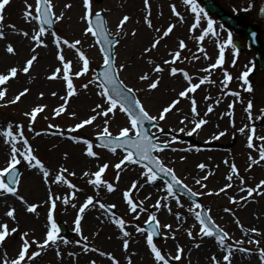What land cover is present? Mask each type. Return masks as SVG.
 Returning <instances> with one entry per match:
<instances>
[{
	"label": "rangeland",
	"instance_id": "obj_1",
	"mask_svg": "<svg viewBox=\"0 0 264 264\" xmlns=\"http://www.w3.org/2000/svg\"><path fill=\"white\" fill-rule=\"evenodd\" d=\"M51 3L55 14L58 16L63 13V18L55 20L56 25L54 30L47 29L46 33L41 37L44 44L40 46H37L36 42L31 40L29 36L25 37L22 34L25 32V29H32V32L29 31L31 35L34 30H38L39 28V23L36 20L25 19L26 4L33 6V15H35L36 0H9V4L5 6L3 11L4 19L0 30L5 35L4 38H0V73L6 74L10 67L17 66L18 64L22 69L26 60L33 54L36 55L37 59L33 62L29 73L25 74L18 70L16 77L10 78L5 85H0V90L7 89L5 97L0 100V137H4L3 132L7 130L9 124L13 126L12 130L14 133L18 131L17 125H23L24 136L31 144L33 154L41 160L51 174H58L61 167L67 168L68 172L64 173V175L72 184L76 185V189L68 187L63 182L59 184L53 182V186L58 188L48 191L49 188L44 177L30 176L31 167H29L27 162L21 160L19 163L22 170L21 181L17 187L16 195L4 192L3 194L13 197L16 204L17 202L24 204L26 209L29 204H36V211L31 212V215L39 213L42 216H46L44 217L46 228L50 226L47 215L51 199H55L54 213L52 209L50 210L52 216L56 222L60 219L65 220L69 229L72 230V235L65 237L60 234L56 244H50L49 248L45 247L42 250L37 249L36 244L32 243V241L42 243L45 231L39 233L32 227L28 231L26 227L27 223H25L24 217L21 216V223L19 222L16 226L9 225V230L12 227H16L18 231L10 233L0 245V249L7 247L12 240H15L18 245L16 253H18L22 239L26 238L31 244L29 254L32 251H41L43 254L41 259L44 260L45 264H82V261L85 264H91L92 261H95L96 264H113V259L107 255L108 253H111V256L115 258L118 264H127L128 251L122 250L124 249L123 241L117 240L110 243L112 239L109 241L108 238L104 237L103 233L92 236L88 233L89 231L87 232L85 227V225H90V223L83 219L84 213H75L73 210L71 215H66L67 209L70 208V205H68L70 202L82 205L87 196H93L92 204L94 203L99 209H102L99 207V203H111L117 206L119 215L127 222L125 231L130 234V237L133 236L135 239L136 236L140 237L141 240L144 239V233L137 232L136 226L139 225L142 228V221L147 219L145 216H149L155 212L157 219L162 224L172 223L171 225L174 227L164 228V225L162 226L163 235L165 236L160 242L161 247H169L166 238H170L171 236L181 239V242L183 241L182 239H186V248H191L193 255L194 251L201 250L200 248L204 244H208V246L209 244H213L212 239H204L201 236L194 237L196 232L199 233L200 225L196 222L194 216V212L199 210L194 209L192 206L186 207L183 210L177 206L173 212L171 209L170 213H174L176 216L179 214V219L187 217L186 221L184 219L186 224L182 225L179 229H177V226L175 227L176 222L175 219H172L173 215L168 219H164L156 212L153 204L159 199L157 197L158 193L167 194L162 190L163 187L166 189L163 179H157L154 184L146 183L145 178L141 176L143 167L128 164L127 162L122 164L120 169H116L114 165L124 155V152L121 151V153L117 151L116 154L110 151L104 152V150L98 149L93 144V150L98 153V158L89 157L86 155V152L84 153L86 145L82 142L83 139H88L94 143L95 134L103 131L104 119H108V128L113 134H118L121 128L128 126L129 119L119 110L118 106L113 113H109L108 117L97 116V119L91 124L84 125L76 131H70L77 123L94 115L93 109L96 108L97 104L102 105L104 108L108 106L105 98L99 95L100 89L97 85L100 82L95 73V68L103 63V56L99 49H97L91 34L85 35L87 24L82 19L85 12L83 1L51 0ZM91 4L93 12L101 11L105 13L110 31L119 36L120 41L115 50L116 64L117 67L120 64L126 65L124 70L120 71L119 74L124 82L137 92L150 114L159 119L160 112L164 106H167L173 100L179 101L168 113L164 114L165 118L163 120L159 119L160 126L173 130L178 135H184L191 132L192 125L194 124L193 121L201 118L207 121L200 129L192 132L193 137L204 143L198 149H192L190 145L178 141L173 136H169L163 137V140L169 142L171 148L159 151L158 154L170 168L181 176L184 182L196 191L203 193L202 206L209 209L215 221L220 222L223 228L229 231V241H231L229 245H236L237 241H243L242 244H239L240 253L249 255H252L251 252L260 253V248H264V186H261L259 192H254L251 196H248L246 191L242 192L240 189L255 187L259 181L264 180V161H259V148L261 145H264V140L259 139L260 137H264V125L259 124L264 119V112L261 111V109H264V79L258 77L253 82H249L252 87L251 92L246 91L241 86L243 83L241 80H239V83L236 82L233 85L229 82L227 87H225L221 83L224 78H222L223 75H218V77L213 79L209 74H206L207 72L203 71L204 66L206 68V66L213 64L215 58L210 57V60L206 61L207 63L205 62L195 71L199 75L196 77L192 76V83H195V81L199 82L205 76L209 80V82H205L196 89L195 92L189 93L190 97L195 98L197 112L199 113V116L192 117L190 99L178 96L180 91L188 87V82L184 78H165L161 75V72L156 73L153 70L156 64L160 66L161 64L165 65L163 62H157L158 48L165 43L160 41L156 48L151 49V45L156 39L153 30L157 32L158 28L146 27L148 17L145 14L146 6L144 0H103L101 3L91 0ZM65 5L70 6L65 7ZM187 9L185 5L181 11H187ZM125 15L129 19L124 23L122 28H118L117 25ZM153 22H156V20H153ZM12 25L15 27H10ZM53 32L62 39H67L70 44L76 40L80 41V44L76 47L84 51L91 61V68L87 73L79 77L74 75L81 68L78 54L74 48L68 45L62 43L56 45L55 38L52 35ZM133 32H135V35H133ZM199 32L202 33L203 29H199ZM158 33L162 34L163 30L158 31ZM192 34L193 31H190V26L180 21L179 26L174 31L173 39L178 40L179 37L180 39H186L190 46L186 49L189 50L187 52L191 53L193 57H200L203 51L196 54V47H193L192 43L196 40H192ZM9 43L14 46V53H7L6 46ZM175 45L174 48L179 47L177 43ZM146 48L151 50L145 52ZM186 50H183V52ZM58 54H63L66 61H72L69 75L72 81L75 82H73L75 93L71 97H67V84L63 79L61 63L56 64L54 61ZM158 55L162 56L163 53L159 52ZM197 61H199V58H192L190 67H195ZM184 64L187 66L188 61L185 60ZM58 67H61V74L57 78L50 79L49 77ZM215 69H211L212 71L208 73L213 75ZM144 74H148L149 79L140 80L139 77ZM158 77L160 82L157 88L149 89L148 84ZM59 82L62 83L63 87L65 86L64 89L59 85ZM86 84L88 85L87 88L83 87ZM24 88H28L29 92L16 103H9ZM229 91L239 92L240 95L239 97H233ZM40 93H43V96ZM52 93H56V95H52ZM62 97L67 98L66 103ZM248 100H251L253 103L251 119H249L248 112L246 111ZM217 101L219 102L217 103ZM61 104H65V111L58 116L54 115V110ZM230 104L234 106L229 108ZM37 105H45L46 107L42 112L37 114L35 121L32 123L31 128H29L30 117L26 116L25 113L30 112ZM241 105L244 106L243 110L240 112L236 111V108L242 107ZM209 106L213 109L211 112L207 111ZM96 111L99 112L101 109H96ZM71 113H75V116L71 115ZM185 116L188 117L187 120L184 119ZM251 120H254L255 123L250 122ZM251 124L256 127H251ZM50 125L58 135L51 132L52 127H49ZM242 127L245 128V132L243 133L239 131ZM181 128L184 129L183 132L180 131ZM253 129L255 130L254 132L252 131ZM220 132H224V135H219ZM250 134L253 135V147L251 148L248 147L247 142V137ZM72 136L79 137L80 142L73 141L71 139ZM232 136L236 138V144H233V149L231 150L222 146ZM7 145V149L3 150L4 155L0 153V169L7 166V161L10 158L11 145ZM16 146L22 149V144L19 141H17ZM77 155L83 157L81 159L74 158ZM253 160H257L259 163H253ZM104 163H107L109 167L106 174L102 176V179L108 180L114 186V191L110 193L104 186L97 188L88 182L90 179H94L91 173ZM201 163L206 165L204 169L197 167ZM233 163L237 166L239 175L231 172V165ZM73 172L75 175H70ZM117 172H119L120 177L118 181L116 179ZM85 173L89 175H85ZM229 175L233 176L231 181L227 180V176ZM205 176H207V179H204ZM241 178H243V183H241ZM198 179L201 181L200 184L196 183ZM133 181L137 182V187L132 189L130 195L136 201H144L143 205L145 206L143 207L147 210L141 211L138 208L142 212L139 214L138 212L132 213L130 210L129 213L125 211V208H129L123 199V192L130 188ZM229 183L232 187L226 188L224 192H219V189L224 188ZM42 185L46 188H43L41 191L39 187H42ZM64 185L66 186L63 189ZM146 185H157L161 189L155 194L147 196L148 192H144L143 189ZM201 185H206V187H202ZM62 190L63 192H61ZM65 196L69 197V203L67 204L64 203ZM20 197H23V200ZM57 197L59 198L57 199ZM233 197L236 199V203L232 202ZM241 197L247 198L242 200ZM151 206L154 210L149 208ZM9 208V206L2 208L0 218L6 215ZM190 209H193V211H190ZM225 209H230V211H225ZM9 210H12V206ZM157 211H160V209H157ZM16 212L15 215L18 216L19 211L17 210ZM78 215L81 216L80 233L75 231V219ZM137 215L138 219L136 218ZM107 216L110 223L116 218L109 212ZM178 221L181 222L180 220ZM253 227L258 230L259 234L249 232V229ZM188 230L192 231V237L187 235ZM104 231L107 230L104 229ZM24 233L28 234L27 237H24ZM182 233L184 236H181ZM85 236L87 240L83 239ZM129 236H124L123 239L129 240ZM249 239L259 240L260 243L259 245L255 243L250 244L248 243ZM198 240L202 241V244L197 243ZM64 241H67V243H64ZM77 241H86L87 245L93 247V251L99 250L100 252L94 253L90 248L88 251H85L81 247V243H77ZM196 245H199V247ZM59 247L62 250L58 256L56 255L55 261H49L45 257V254L49 252L56 253ZM78 247L82 251L80 252L81 256L79 259H74L77 258L74 251ZM244 249H248V251H244ZM101 253H105V255H101ZM233 256H237L236 253L233 252L232 258ZM206 257L205 255V259H207ZM251 259L253 262H251ZM39 261L40 259L37 257L29 261L26 256L22 264H38ZM192 261L188 259V253H185L179 264H195ZM197 262H199L197 264L202 263L199 260ZM256 263L259 262L254 260L252 256V258L245 259L241 264Z\"/></svg>",
	"mask_w": 264,
	"mask_h": 264
},
{
	"label": "snow or ice",
	"instance_id": "obj_2",
	"mask_svg": "<svg viewBox=\"0 0 264 264\" xmlns=\"http://www.w3.org/2000/svg\"><path fill=\"white\" fill-rule=\"evenodd\" d=\"M145 6L149 7V0H144ZM185 4L190 5L191 11L196 14L195 20L196 23L192 25V28L195 29L197 25L199 24V21L201 19L200 13H203V9L199 7V5L196 3V0H184ZM9 4V0H0V28H2V22L4 19L3 11L5 9V6ZM70 5H65V7H69ZM83 7L85 9L84 15L82 16V19L85 20L87 27L85 28V35L91 34L94 37H100L103 36L104 40L103 43H107L111 45V40L108 39V33L105 26V21L103 17L101 16V13L99 11L93 12L91 0H83ZM35 15H33V6L31 4H26V11H25V19L26 20H36L39 22V28L38 30H34L33 34L31 35V40L36 42L37 46L43 45L44 41L41 39V37L46 33L47 28L46 26H50L54 23V20H60L63 18V13L60 15H56L53 11V5L51 3V0H36L35 4ZM172 11L179 16L180 14L176 12L175 6L172 7ZM95 16V24L93 23L92 17ZM129 19L127 15L123 17V19L119 22L117 25L118 28H122L124 23ZM182 19V17H181ZM148 26L152 27V23L150 20L147 21ZM213 24L214 21L209 19L207 21V29L203 32L202 35L198 37L200 41H203L206 36H208L210 33L215 34L213 31ZM10 27H15L14 25ZM174 25L167 26L166 30L163 31V36L166 37L169 35V33L172 32ZM157 31H160L157 29ZM25 37L29 36L28 32L22 33ZM4 32L0 30V38H4ZM52 35L55 38L56 45H60L61 43L64 45H68L71 48H74L78 54L79 61L81 62V68L79 71H76L74 73L75 76L79 77L82 74H85L89 71V59L85 55L83 51H81L76 46L80 44L79 40H76L73 43H69L67 39H62L60 36L56 35L54 32ZM133 35H135V32H133ZM159 40H155L152 45L151 49L156 48L157 44H159ZM226 43L232 44V37L231 33L228 34V38ZM46 46V45H45ZM185 42L181 40L179 42V49L185 48ZM235 47V45H232ZM151 49L146 48L144 51L148 52ZM200 51H203V49H199ZM7 53H14L15 49L14 46L9 43L6 46ZM104 52L103 56V65L104 70L102 73V80L97 85V87L100 89L99 95L103 98H105V102L108 105L106 108H104L102 105L97 104L96 108L93 109L94 115H91L89 118L84 119L83 121L77 123L74 128L70 129V131H76L80 128H82L84 125L91 124L93 121L97 119V116L102 117H108L109 113H113V111L119 106V110L123 113H125L129 119V126L123 127L119 130V134L117 137H113L112 133L109 131L108 128V119H104V128L103 131L99 134L100 140L103 142L101 144V147H109L110 150L115 153L117 148L124 150V155L120 159L118 163L114 165L116 169H120L121 165L127 162L128 164H141L143 163V171L141 172V176L145 178L146 183L154 184L158 179V173H163L167 176L171 177V182L167 184L166 186V192L176 198L177 204H179V198L176 197V193L173 191L174 187L181 186L185 188L191 195H201V193H194L191 191V189L187 188L186 185L182 184V181L179 180L175 174V171L170 168L166 167L164 163L161 161L160 157L157 155H154V152L156 150L163 151L165 148L169 147V143H160L157 140H155L152 136L149 135V132L146 128L143 127L145 121H155L157 117L151 116L143 107L141 102L135 98L134 95H132V90L129 89L122 80L119 79V72L124 70L126 67L125 64H120L119 67L116 66L115 59L111 53L107 51V49H102ZM34 52V49H33ZM172 60H165L164 64H174L181 56L180 51H176L171 54ZM194 59H198L199 57H193ZM205 58L207 59V54L205 53ZM37 59L36 55L33 54L30 58H28L25 62V65L22 69H19L23 73L27 74L29 73L30 68L33 65V62ZM224 59V48L221 47L219 50V57L216 60L214 64L209 65L208 68L203 69L204 72H209L211 69L217 68V66L222 65ZM58 60L61 62V66L63 68V79L66 81L67 84V97H71L75 93V88L72 82V79L69 75L71 71V65L72 61H66L63 54H58ZM151 63V61H149ZM233 65H235V60L233 61ZM156 73L162 72L164 69L159 65L156 64L153 69ZM249 71L245 70L240 74L238 77L239 80H241L242 87L245 88L246 91L251 92L252 87L251 84L248 81V75ZM171 75H176L178 72L183 75V78L188 81V87L184 90L180 91L178 93L179 97H188L190 99V105H191V113L193 116H199V113L197 112V102L194 97H190V92H195L196 89H198L202 84L205 82H209L208 77L205 76L200 79L199 83H192V77L189 75L187 71H185L182 68H176L171 67L170 69ZM18 73V68L16 66H12L7 70V73H0V85H5L7 81H9L10 78L16 77ZM61 74V67L56 68L52 75L49 77L50 79L57 78V76ZM99 76V74H98ZM223 80L221 83L227 87L228 83L232 80V76L226 71H223ZM140 80H147L149 79L148 74L141 75L139 77ZM160 80L159 77L155 80H152L148 87L149 89H156ZM87 84L83 85V87L87 88ZM7 89L4 88L0 90V100H2L5 97ZM27 92H29L28 88H24L21 90L18 94L15 95V97L9 101V103H16L23 97ZM41 96H43V93H40ZM52 95H56V93H52ZM231 95L235 97H239V92H231ZM62 99H65V103L67 102L66 97H62ZM179 101L173 100L171 101L167 106H164L160 112L159 119L163 120L165 118L164 114L168 113L170 109H172ZM219 101H217L218 103ZM46 106L45 105H37L33 107L30 112L25 113L26 116L30 117L29 122V128H31L32 123L35 121L36 116L38 113L42 112ZM233 105H229V108H232ZM96 109H101V111L97 112ZM253 109V103L251 100L247 101V108L246 111L248 112L249 119H251V112ZM213 109L211 106L208 107L207 111L211 112ZM65 111V104H61L58 108L54 110V115H60ZM262 112H264V109H261ZM71 115L75 116V113H71ZM185 120L188 119L187 116L184 117ZM183 122V121H182ZM194 127L192 128L189 135L192 134V132H195L197 129H200L202 125L207 123V121L203 118L199 120L193 121ZM18 131L16 133L13 132L12 128L13 126L9 124L7 126V130L3 132V136L5 137V143H8L11 145L10 150V158L7 161V166L3 169H0V192L4 193H11L12 195H16L17 188L10 186L9 183L5 182V177L7 176V180L10 181L12 185L18 184L17 176H16V166L21 162V160L27 162L29 167L31 168H39L42 173L45 180L49 177L50 173L48 169L45 167V165L41 162L40 159L37 158L36 155L33 154V148L31 144L29 143L28 139L24 136L23 131V125H17L16 126ZM49 127H52L51 125ZM161 132H163V129H160ZM181 132L184 131L183 128L180 129ZM241 133L245 132V128L242 127L239 129ZM255 131L254 129L252 130ZM129 133H133L132 136L129 135ZM219 135H224V132H220ZM216 138V137H214ZM71 139L76 142H80V138L77 136H72ZM259 139L264 140V137H260ZM17 141H19L22 144V149L18 148L16 146ZM86 145V155L89 157L98 158V153L93 150V143L88 139H83L82 141ZM248 147H253V135H248L247 137ZM19 157V158H18ZM183 159V157H182ZM251 159V158H250ZM259 161H264V145H261L259 148ZM257 160H253V163H259ZM109 165L107 163H104L102 166L99 167L97 171H94L91 173V175L94 177V179H90L88 182L97 188L100 186H104L108 192L114 191V186L112 183H109L107 180L102 179V174L108 169ZM198 168L204 169L206 167L205 164L201 163L197 165ZM68 169L65 167H61L58 174L55 175L54 182L59 184L60 182H63L68 185V187L72 189H76V185L72 184L64 175V173H67ZM231 172L233 174L239 175L237 166L233 163L231 165ZM70 175H75V173H70ZM85 175H89L88 173H85ZM119 172H117L116 179L119 180ZM204 179H207V176L204 177ZM233 179L232 175L227 176V180L231 181ZM197 184H200L201 181L198 179L196 180ZM241 183H243V178H241ZM202 187H206V185H201ZM261 186H264V180L259 181V183L255 187H247L241 188L240 190L246 191L248 196H251L254 192H259ZM137 187V182L133 181L130 188L123 192V199L125 200L126 204L128 205L129 210L132 213H137L138 208L141 211H147L143 207V201H140L139 203L135 202L133 198L131 197L130 193L132 189H135ZM232 185L229 183L225 185L224 188L219 189V192H224L226 188H230ZM212 194V193H209ZM218 194V193H217ZM59 197H57L58 199ZM247 197H241V199H246ZM21 200H23V197H20ZM51 199V198H50ZM93 202V196H87L84 203L79 207V213H84L85 209L89 207V205H92ZM232 202L236 203V199L233 197ZM64 203H69V197H64ZM99 203V201H97ZM73 207H76V205H72ZM51 207L55 208V199H51ZM99 207L102 209H111L115 207V205H105L103 203H99ZM154 208L159 209L161 207L160 201L157 200L156 204L153 205ZM165 207L168 211H171L170 208H168L167 204H165ZM194 207L196 209H201V211H195L194 216L195 219L199 222L200 228H199V234L201 237H214L217 243L219 244L220 248L226 252V254L223 255L222 259L223 261L227 262V264H231L230 257L233 255V251L231 249V246H226L225 241L228 238V233L224 231L223 228H220L218 225L215 224V222L212 220V217L210 215L202 214L203 208L202 205L199 203H195ZM37 208L36 204H29L27 207V211L29 212H35ZM190 211H193V209H190ZM225 211H230V209H225ZM6 215L15 220L14 216V209L8 210L6 212ZM113 217H115V214H112ZM138 219V215L136 217ZM177 219H179V214H177ZM47 220L50 222V226L48 227V230L46 231L45 238L43 239V242H37L32 241V243L36 244L37 249H44L45 247L49 246V244H56L58 239V233H59V227L55 221V219L52 216L51 211H49L47 215ZM114 222L118 226V228L123 232V235L125 237L129 236L130 234L125 231V225L126 221L123 218L115 219ZM145 223L148 225V228H141L139 225L136 226V231L140 233H147L146 235V244L150 248L151 253L154 256V262L155 264H169V260L166 259L165 254H162L161 250L156 246L155 243H153V237L154 235L160 234L158 229L160 226V221L157 219L155 212L150 214L145 221ZM239 223V221H237ZM81 216H77L75 219V231L77 233L81 232ZM164 228H171V225L164 224ZM18 229L16 227H12L9 230V225L6 222H0V243H2L6 236L10 233H16ZM249 232L259 234L258 230L256 228L249 229ZM24 237H27V233L23 234ZM187 235L189 237H192L193 233L191 230H188ZM84 240H87V237H83ZM64 243H67V241H64ZM77 243H80V241H77ZM243 241H237V245L242 244ZM248 243L252 244L255 243L259 245V240H252L249 239ZM129 246V241L127 239L123 240V248L125 251H127ZM199 247V245H196ZM31 247V244L28 239H22L18 255L15 259H12L10 264H22V262L25 261V258L27 256V259L29 261L34 260L36 257L40 255V251H32L29 254V248ZM84 250L88 251V245H84ZM183 251L182 248H177V256L175 257L176 260L180 259L179 253ZM244 251H248V249H244ZM260 258L264 260V248H260ZM57 255H59V252H57ZM101 255H105V253H101ZM110 258L113 259V264H118L117 261H115V258L111 256V253L107 254ZM213 261L216 260V257H212ZM5 264H8V261L5 260ZM91 264H96L95 261H92ZM129 264H131V261L129 260Z\"/></svg>",
	"mask_w": 264,
	"mask_h": 264
},
{
	"label": "bare ground",
	"instance_id": "obj_3",
	"mask_svg": "<svg viewBox=\"0 0 264 264\" xmlns=\"http://www.w3.org/2000/svg\"><path fill=\"white\" fill-rule=\"evenodd\" d=\"M29 31L32 32V30H30V29H25V32L29 33ZM31 35H32V33H31ZM31 35L29 33V37H31ZM72 58H75V57H72ZM54 61H55L56 64H60L61 63L58 60V56H57V58ZM16 67L17 68L20 67V68H18V70L21 69V66L19 64ZM59 85L63 89L65 88V86L63 87L62 83H60V82H59ZM0 134H1V131H0ZM7 144L8 143H5L4 137H2V138L0 137V150H1L0 153L1 154H3V150L4 149L5 150L7 149V147H8ZM82 157L83 156H79V155L74 156V158H76V159L77 158H82ZM29 175L33 176V177H36V176L42 177L43 173H42V171L37 170L35 168H33V169L30 168ZM47 179H50L48 181L49 184L53 182L52 181L53 178L50 175H49V177ZM64 187H63V189H64ZM43 188L45 189L46 187H43V185H42V187H39V189L41 191H42ZM53 188H58V187H55V186L51 185L49 187L48 191H53ZM144 191L149 192V194H153V193H155L157 191V187L156 186L154 187V186L146 185L144 187ZM61 192H63V190ZM166 199H168V200H166ZM166 199L165 200L168 203L167 206L169 207V205L171 204L172 200L169 199L168 197H166ZM73 204L76 205V207H73L72 206ZM68 205H70V208H72L75 213H79V207L81 206L79 203H71L70 202ZM5 206H9L10 207L9 209H11V206H12V209H14L15 220H13V219L9 218L7 215H5L4 217L0 218V222H6L8 225L16 226L20 222V219H21L20 217L23 216L24 220L26 221L25 223H27L26 227H27L28 231L31 230L32 228H34L39 233L44 232V231L47 230V228L45 227V222H44L45 221L44 217H46V216H42L39 213H34L33 215H31V212L27 211V209L25 208L24 204H21L20 202H17V204H16V201H15V199L13 197H10L9 195H6V194H3V192H0V211L1 212H2V208H4ZM70 208L66 212L68 216L71 215V213H73V210L70 209ZM17 210L19 211L18 212V216L15 215L17 213L16 212ZM161 211H162V214L164 215L165 214V210L162 209ZM93 214L97 215V217L99 219L98 218L94 219L93 217L95 215L93 216ZM100 215H104V212L100 211V209H97L94 206H92L90 209L84 211V218H85L86 222L87 221H94L93 224H91V225H85V227L87 229V232L89 231L88 233H90L92 236L100 235L99 233H103L104 237L108 238L109 241L112 239V241H110V243H113V242H115L117 240L118 241H123L124 240L123 237H122L123 234H122L121 231H119L117 229L118 227H115L114 224H109L108 221H102L101 218H103V216H100ZM103 229H106L107 231H104ZM80 243H81L80 244L81 247L84 249V245L87 244L86 241H81ZM139 244L141 246V250H140L139 255L138 256H132V258L134 260V264H155L154 258L152 257V255H150L149 250H147V249L145 250V248L142 247V244L141 243H139ZM129 245H130L129 247L132 248L135 245L134 241H130ZM17 247H18L17 241L12 240L11 243L7 247H4L3 249H0V264L1 263L5 264V260L8 261V264H10L11 260L15 259L17 257V255H18V253H16V251L18 249ZM61 247L58 248L57 252H60L62 250ZM88 249H89V246H88ZM208 250H210L211 252L219 251L218 257L220 256L219 260L222 261L221 251L219 250V248H217L216 246H213V249H208ZM74 252L77 255V259H79L80 256H81L80 252H82V251H80L79 247H78V249L76 248ZM56 253H53V252L46 253L45 257L49 261H55V258L58 256ZM205 254L206 253L203 254L202 250L194 251V257L198 258L201 262H205V258H204ZM42 255L43 254L40 251V255L37 258L40 259V261H39L40 264H45L44 260L41 259ZM213 264H219V263H217V261H214Z\"/></svg>",
	"mask_w": 264,
	"mask_h": 264
},
{
	"label": "flooded vegetation",
	"instance_id": "obj_4",
	"mask_svg": "<svg viewBox=\"0 0 264 264\" xmlns=\"http://www.w3.org/2000/svg\"><path fill=\"white\" fill-rule=\"evenodd\" d=\"M216 2L227 12L239 16L237 20L246 24L248 22H257L264 25V0H216ZM224 27L229 28L225 23ZM238 38L240 36H234ZM244 43V42H243Z\"/></svg>",
	"mask_w": 264,
	"mask_h": 264
},
{
	"label": "water",
	"instance_id": "obj_5",
	"mask_svg": "<svg viewBox=\"0 0 264 264\" xmlns=\"http://www.w3.org/2000/svg\"><path fill=\"white\" fill-rule=\"evenodd\" d=\"M100 37L102 38V36H100ZM254 41L256 43L255 45L260 49L261 64H262V67L264 68V49L262 47L260 38H255ZM103 70H104V67H102L101 69H99V75H100L101 80H102ZM145 127L148 130V132H149V129H150L151 125L149 124V125H146ZM100 143L102 144L103 142L100 141ZM168 180H169V177H168ZM176 188L179 189V186H177Z\"/></svg>",
	"mask_w": 264,
	"mask_h": 264
}]
</instances>
